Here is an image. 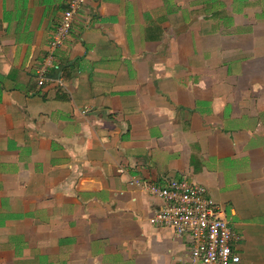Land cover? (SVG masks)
Wrapping results in <instances>:
<instances>
[{"label": "crops", "instance_id": "crops-1", "mask_svg": "<svg viewBox=\"0 0 264 264\" xmlns=\"http://www.w3.org/2000/svg\"><path fill=\"white\" fill-rule=\"evenodd\" d=\"M68 2L0 0V264H188L171 180L264 264V0Z\"/></svg>", "mask_w": 264, "mask_h": 264}, {"label": "built area", "instance_id": "built-area-1", "mask_svg": "<svg viewBox=\"0 0 264 264\" xmlns=\"http://www.w3.org/2000/svg\"><path fill=\"white\" fill-rule=\"evenodd\" d=\"M85 0H69L61 14L50 42L52 49L66 40L74 13ZM51 59V54L48 56ZM38 84L43 83V69L38 70ZM132 183L141 185L137 179ZM145 188L153 195L159 196L166 204L154 211L149 217L152 224H170L175 234L189 232L192 244L188 264H235L240 257L232 250L234 238L224 211L211 197L206 196V189L200 184L187 181L171 180L165 187L147 185Z\"/></svg>", "mask_w": 264, "mask_h": 264}]
</instances>
